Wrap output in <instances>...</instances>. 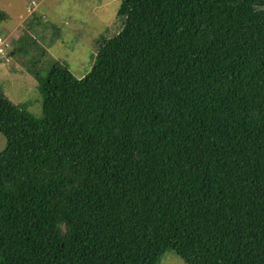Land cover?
<instances>
[{
  "label": "trees",
  "instance_id": "16d2710c",
  "mask_svg": "<svg viewBox=\"0 0 264 264\" xmlns=\"http://www.w3.org/2000/svg\"><path fill=\"white\" fill-rule=\"evenodd\" d=\"M117 17L88 74L38 82L40 118L0 91V264H264V0Z\"/></svg>",
  "mask_w": 264,
  "mask_h": 264
},
{
  "label": "rangeland",
  "instance_id": "374dc122",
  "mask_svg": "<svg viewBox=\"0 0 264 264\" xmlns=\"http://www.w3.org/2000/svg\"><path fill=\"white\" fill-rule=\"evenodd\" d=\"M122 0H0V91L42 116L38 82L63 63L77 79L88 74L105 39L133 33L117 17ZM37 78V79H36ZM0 134V152L5 148ZM160 264H185L168 251Z\"/></svg>",
  "mask_w": 264,
  "mask_h": 264
},
{
  "label": "built area",
  "instance_id": "2783aa9c",
  "mask_svg": "<svg viewBox=\"0 0 264 264\" xmlns=\"http://www.w3.org/2000/svg\"><path fill=\"white\" fill-rule=\"evenodd\" d=\"M1 51V50H0Z\"/></svg>",
  "mask_w": 264,
  "mask_h": 264
}]
</instances>
